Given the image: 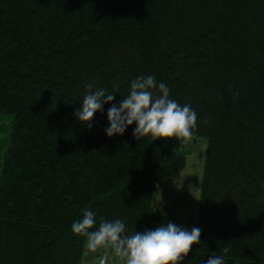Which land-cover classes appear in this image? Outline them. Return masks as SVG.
Listing matches in <instances>:
<instances>
[{
  "label": "trees",
  "instance_id": "obj_1",
  "mask_svg": "<svg viewBox=\"0 0 264 264\" xmlns=\"http://www.w3.org/2000/svg\"><path fill=\"white\" fill-rule=\"evenodd\" d=\"M138 75L197 113L192 136L208 141L197 221L152 210L184 155L134 139L135 123L105 134ZM97 88L116 94L89 128L73 113ZM0 114L13 118L0 264H82L87 238L71 225L86 208L129 234L200 227L181 264H264V0H0Z\"/></svg>",
  "mask_w": 264,
  "mask_h": 264
},
{
  "label": "clouds",
  "instance_id": "obj_2",
  "mask_svg": "<svg viewBox=\"0 0 264 264\" xmlns=\"http://www.w3.org/2000/svg\"><path fill=\"white\" fill-rule=\"evenodd\" d=\"M86 88L90 90L93 85L88 84ZM115 94L104 88L86 91L74 117L90 128L94 113L103 112L104 105L113 102ZM121 97L118 103H111L107 108L106 136L122 135L135 123L132 135L138 140L176 137L187 141L192 137L196 111L189 104H180L171 98L166 83L158 82L155 75H138L130 81L128 94ZM96 215L93 210L84 209L82 217L73 221L71 231L87 238L89 251L106 250L99 264H106L109 251L121 264H181L201 235L198 226L189 228L171 221L129 234L123 219L101 218L97 225ZM222 251L227 253L228 249ZM201 264H226V259L224 255L212 254Z\"/></svg>",
  "mask_w": 264,
  "mask_h": 264
},
{
  "label": "rangeland",
  "instance_id": "obj_3",
  "mask_svg": "<svg viewBox=\"0 0 264 264\" xmlns=\"http://www.w3.org/2000/svg\"><path fill=\"white\" fill-rule=\"evenodd\" d=\"M13 118L0 114V175L4 157L9 148ZM167 148L186 157V167L181 172L164 178L156 184L152 210L154 212L197 221L201 201V188L208 141L203 137L192 136L187 141L176 137H164ZM104 248L91 252L85 246L82 264H99L105 255ZM106 264H121V261L108 252Z\"/></svg>",
  "mask_w": 264,
  "mask_h": 264
}]
</instances>
